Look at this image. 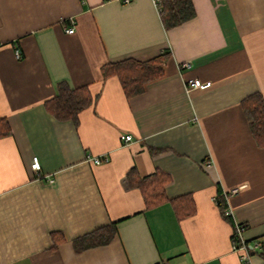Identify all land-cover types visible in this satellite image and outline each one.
<instances>
[{"label":"crops","instance_id":"0c3cea01","mask_svg":"<svg viewBox=\"0 0 264 264\" xmlns=\"http://www.w3.org/2000/svg\"><path fill=\"white\" fill-rule=\"evenodd\" d=\"M192 3L194 17L165 30L153 0H0V116L11 131L0 138V264H264V147L241 105L264 97V0ZM163 50L164 74L139 94L102 75L107 62ZM193 78L211 85L187 87ZM62 81L93 96L76 124L45 108ZM131 168L167 175L160 204L128 185ZM218 188L237 189L232 223L259 243L246 263ZM186 194L196 211L180 218L171 200ZM112 222L108 244L75 250Z\"/></svg>","mask_w":264,"mask_h":264},{"label":"trees","instance_id":"16d2710c","mask_svg":"<svg viewBox=\"0 0 264 264\" xmlns=\"http://www.w3.org/2000/svg\"><path fill=\"white\" fill-rule=\"evenodd\" d=\"M161 23L165 30L176 27L191 19L195 15L192 0H158L156 3ZM170 56V51L163 50L158 55L139 60L134 57L110 61L101 67L104 78L116 76L121 84L125 96L130 97L143 92L145 85L164 74V64ZM93 101L87 85L70 88L64 81L57 84V94L45 102L46 110L57 120H71L77 123L78 113L87 108ZM243 112L247 118L250 131L257 144L264 147V97L254 92L241 100ZM10 128L5 117L0 116V138L10 134ZM127 183L132 188L140 190L147 207H153L164 200V186L168 182L167 175L162 171H155L150 175L140 177L134 168L127 173ZM217 207L222 216L233 225L231 241H238L235 224L226 214L227 203L224 194L217 189L215 197ZM176 214L180 218L195 213V203L190 194L172 199ZM115 222L100 227L90 233L77 237L73 241L75 250H83L108 244L116 233ZM251 244L249 241H245ZM259 244L258 242H254ZM253 243V244H254ZM254 249H249L251 254Z\"/></svg>","mask_w":264,"mask_h":264},{"label":"built area","instance_id":"2783aa9c","mask_svg":"<svg viewBox=\"0 0 264 264\" xmlns=\"http://www.w3.org/2000/svg\"><path fill=\"white\" fill-rule=\"evenodd\" d=\"M124 1H128V0H124ZM153 1L155 2V5H156L158 0H153ZM70 22H71V26L66 28L67 33H72L74 30L73 20L70 19ZM21 56H22L21 51L19 49H15V57L19 59V58H21ZM189 65L190 64L188 62H185V63H182L180 66H181V68L182 67L185 68V67H189ZM185 84L189 88L205 89L211 85V82L210 81L202 82L200 79L193 78V79L186 80ZM121 139L125 143H127L131 139V136L130 135H124V136H121ZM90 161L94 164H99L101 162V158L96 156L94 158H91ZM31 168L34 171H37L40 169V165H39V162H38L36 157H34L32 159ZM236 192H237V189L234 188V189H231L230 191L224 193L225 199H227V197H229V195H233ZM225 213L229 214V209H227ZM244 229H245L244 224H235V232L237 234L238 241H236V242L232 241V248L234 251H239L242 254L241 258H242L243 262L246 263L249 259V256H250L249 249H254V247L259 246V244H257V243H254L252 245L247 244L245 242V240H243V238H242V232Z\"/></svg>","mask_w":264,"mask_h":264}]
</instances>
